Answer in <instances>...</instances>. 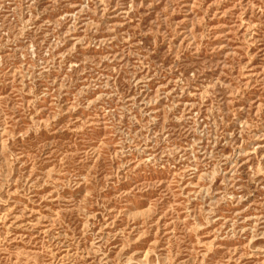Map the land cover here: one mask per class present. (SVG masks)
<instances>
[{
    "label": "rangeland",
    "instance_id": "1",
    "mask_svg": "<svg viewBox=\"0 0 264 264\" xmlns=\"http://www.w3.org/2000/svg\"><path fill=\"white\" fill-rule=\"evenodd\" d=\"M0 264H264V0H0Z\"/></svg>",
    "mask_w": 264,
    "mask_h": 264
}]
</instances>
